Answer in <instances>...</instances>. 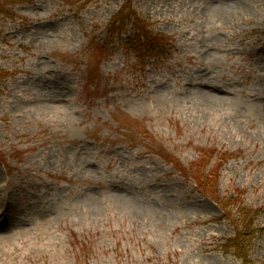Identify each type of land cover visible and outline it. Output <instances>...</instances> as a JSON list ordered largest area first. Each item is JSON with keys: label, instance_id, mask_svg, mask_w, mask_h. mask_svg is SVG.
Instances as JSON below:
<instances>
[{"label": "rangeland", "instance_id": "1", "mask_svg": "<svg viewBox=\"0 0 264 264\" xmlns=\"http://www.w3.org/2000/svg\"><path fill=\"white\" fill-rule=\"evenodd\" d=\"M15 1L0 264H264V0ZM125 1L141 47L109 26ZM239 203L261 210L247 261L222 250Z\"/></svg>", "mask_w": 264, "mask_h": 264}, {"label": "trees", "instance_id": "2", "mask_svg": "<svg viewBox=\"0 0 264 264\" xmlns=\"http://www.w3.org/2000/svg\"><path fill=\"white\" fill-rule=\"evenodd\" d=\"M18 1L19 0L15 2L17 3ZM126 3L127 1H125L116 15L111 18L109 26H112L111 31L113 32L115 25H117L118 31L122 32L130 25L131 29L134 30L131 36L133 35L135 37V34L139 36L135 42L133 40H131V42L134 43L135 46L141 47L146 41H151L153 39L150 37L148 38L147 30L145 28L147 24L141 21V19L136 15V12H132L129 6H126ZM140 24H142V26L138 27ZM141 41H143L144 44L141 43ZM102 46L103 45H101V47ZM156 48H158V46H156ZM205 188H208V186ZM210 192L213 197L212 191ZM240 205L241 203L233 205L234 208L232 210H234V213L237 215L236 219H232L236 224V232L234 236L228 237L225 240V243L222 245V250L225 251L229 247V252H231L236 258L247 261L249 260V252L253 249V241H255L258 233L262 230L258 226H255L261 210L251 209L244 205Z\"/></svg>", "mask_w": 264, "mask_h": 264}]
</instances>
